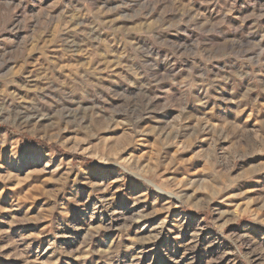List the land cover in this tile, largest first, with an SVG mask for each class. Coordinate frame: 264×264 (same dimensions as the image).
<instances>
[{
  "label": "rangeland",
  "instance_id": "1",
  "mask_svg": "<svg viewBox=\"0 0 264 264\" xmlns=\"http://www.w3.org/2000/svg\"><path fill=\"white\" fill-rule=\"evenodd\" d=\"M0 264H264V0H0Z\"/></svg>",
  "mask_w": 264,
  "mask_h": 264
}]
</instances>
